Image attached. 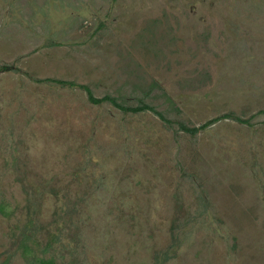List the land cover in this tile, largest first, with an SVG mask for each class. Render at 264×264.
<instances>
[{
	"label": "rangeland",
	"instance_id": "obj_1",
	"mask_svg": "<svg viewBox=\"0 0 264 264\" xmlns=\"http://www.w3.org/2000/svg\"><path fill=\"white\" fill-rule=\"evenodd\" d=\"M5 65L0 264H26L15 234L30 190L40 244L61 232L45 256L57 264H151L172 237L165 264H264V114L192 137L33 81L130 105L150 89L188 127L249 120L264 112V0H0Z\"/></svg>",
	"mask_w": 264,
	"mask_h": 264
},
{
	"label": "trees",
	"instance_id": "obj_2",
	"mask_svg": "<svg viewBox=\"0 0 264 264\" xmlns=\"http://www.w3.org/2000/svg\"><path fill=\"white\" fill-rule=\"evenodd\" d=\"M97 33V32H95ZM48 46H52V43L47 44ZM8 71H17L15 68H12L11 66H1L0 72H8ZM36 83H52L59 85L61 87H68V88H79L83 90L86 93L87 101L89 104L99 106L103 104H108L118 110L119 112L123 114H141V113H147L150 112L157 116L160 121H162L164 124H166L168 127H172L173 125H176L179 131H182L183 134H188L190 136H195L198 132L205 131L206 129L210 128L212 125L222 121V120H232L239 124L243 125H250V120L254 117L258 116L259 114H264L263 111H259L258 114L253 115L248 120H243L241 117L236 116L233 113H226L221 116L215 117L206 123L200 125L199 127H188L183 122H178L170 120L166 117V115L158 111L157 108H154V106L151 104V102L147 101L151 97V90L148 89L147 91H140V95L137 97H133L135 104L130 105L125 102V100L122 97H116L109 94L103 95L102 97H95L93 95V92L91 91L90 87L75 84V82H69V81H61V80H55V79H35L33 80ZM176 113H179V110L177 108L173 109ZM201 208H203L201 211L207 210L206 204H202ZM24 210H25V222L23 225H21L18 228L17 234H15V237L17 236V245L15 251L19 253V255L23 258L24 262L26 264H57L56 259L46 258L45 256L53 249V246L60 242L61 239V232L60 230H57L56 232H53L52 234H49V238L47 239V242H45L44 245L40 244V241H38V235L40 233V228H38L37 224V214H39V205L38 201L36 200V196L33 191H28L25 198V204H24ZM203 212H200L201 215ZM0 213L5 216H10L13 211H11L5 202H0ZM64 226L65 223L63 222V218L61 217V226ZM62 226V227H63ZM174 242L170 244L168 248H166L163 251L155 253L153 257V262L151 264H165L168 261H171L175 257L176 251L179 248L178 245L180 243L178 242V239L175 237H172ZM68 247L67 249H69ZM8 260L6 259L5 264ZM67 264H72V262H68Z\"/></svg>",
	"mask_w": 264,
	"mask_h": 264
}]
</instances>
